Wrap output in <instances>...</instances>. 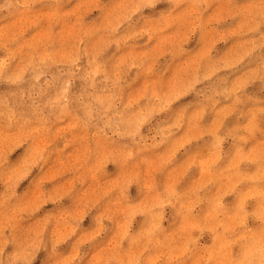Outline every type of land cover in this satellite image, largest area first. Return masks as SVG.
Masks as SVG:
<instances>
[{
  "label": "rangeland",
  "instance_id": "obj_1",
  "mask_svg": "<svg viewBox=\"0 0 264 264\" xmlns=\"http://www.w3.org/2000/svg\"><path fill=\"white\" fill-rule=\"evenodd\" d=\"M0 264H264V0H0Z\"/></svg>",
  "mask_w": 264,
  "mask_h": 264
}]
</instances>
